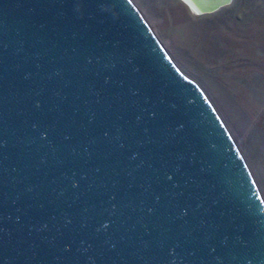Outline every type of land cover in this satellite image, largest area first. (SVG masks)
I'll list each match as a JSON object with an SVG mask.
<instances>
[{
	"label": "water",
	"instance_id": "water-1",
	"mask_svg": "<svg viewBox=\"0 0 264 264\" xmlns=\"http://www.w3.org/2000/svg\"><path fill=\"white\" fill-rule=\"evenodd\" d=\"M0 264H264L241 153L130 0H0Z\"/></svg>",
	"mask_w": 264,
	"mask_h": 264
},
{
	"label": "rangeland",
	"instance_id": "rangeland-1",
	"mask_svg": "<svg viewBox=\"0 0 264 264\" xmlns=\"http://www.w3.org/2000/svg\"><path fill=\"white\" fill-rule=\"evenodd\" d=\"M130 1L213 106L264 202V0H229L205 14L183 0Z\"/></svg>",
	"mask_w": 264,
	"mask_h": 264
},
{
	"label": "bare ground",
	"instance_id": "bare-ground-1",
	"mask_svg": "<svg viewBox=\"0 0 264 264\" xmlns=\"http://www.w3.org/2000/svg\"><path fill=\"white\" fill-rule=\"evenodd\" d=\"M189 7L196 13L204 10L213 9L217 4L222 3L224 0H183Z\"/></svg>",
	"mask_w": 264,
	"mask_h": 264
}]
</instances>
